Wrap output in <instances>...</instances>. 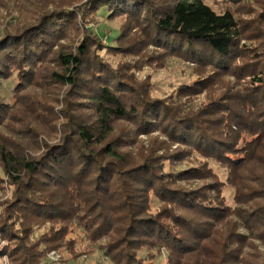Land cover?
Returning a JSON list of instances; mask_svg holds the SVG:
<instances>
[{
	"label": "trees",
	"instance_id": "16d2710c",
	"mask_svg": "<svg viewBox=\"0 0 264 264\" xmlns=\"http://www.w3.org/2000/svg\"><path fill=\"white\" fill-rule=\"evenodd\" d=\"M80 1L49 0L43 5L41 0H23L26 8H22L17 0H0V11L17 13L14 22L0 32V85L13 72L20 81L34 78L40 65L54 60L58 69L50 77L69 87L72 96L59 141L46 144L37 158L0 148L2 172L9 176L11 189L0 232L10 238L16 229L9 252L14 264H40L36 262L40 260L36 252L39 242L47 251L71 248L67 236L79 230L114 264H146L142 248L147 245L166 247L170 256L176 255L178 264H216L223 262L222 251L225 254L230 249L233 236L238 243L246 237L264 242V208L259 206L242 214L243 220L235 214V227L228 231L219 235L213 231L216 222L233 214L234 205L217 201V180L191 189L179 185L206 177L204 164L194 169L173 164L175 159L182 164L181 157L188 150L156 157L152 151L136 148V156H132L130 147L137 142L111 138L115 123L128 121L136 135L161 130L191 154L232 163L227 167L230 176L233 167L245 163L248 155H234L243 144L237 133L247 128L254 137L264 135L263 106L261 119L256 120L249 118L254 113L242 117L228 108L236 119L230 124L224 114L217 117L215 105H207V110L205 106L193 108L188 102L205 92L217 74H230L241 77V83L252 90L236 92L243 111L247 100L252 101L249 108L264 105V55L256 67L239 66V42L247 26L237 12H216L205 0H88L70 9ZM103 11L117 28L104 42L113 53L139 55L155 64L169 54L179 56L194 65L195 79L179 86L173 100L152 97L148 91L136 93L133 81L116 74L97 53L104 47L103 36L93 26ZM78 24L86 30L71 48L62 41ZM150 46L157 49L144 52ZM196 66L204 71L197 73ZM6 105L0 102V121ZM153 198L158 204L154 211ZM255 198L247 202L251 204ZM10 219L13 224L8 226ZM40 225H47V232L35 237ZM29 238L35 239L29 243ZM205 241L212 247L197 251L195 244L204 250ZM233 243L235 248V239Z\"/></svg>",
	"mask_w": 264,
	"mask_h": 264
},
{
	"label": "rangeland",
	"instance_id": "374dc122",
	"mask_svg": "<svg viewBox=\"0 0 264 264\" xmlns=\"http://www.w3.org/2000/svg\"><path fill=\"white\" fill-rule=\"evenodd\" d=\"M17 1L22 5V8H26L23 5V0L22 3L21 0ZM86 1L88 0L75 3L70 9L75 10L77 5ZM41 2L46 5L49 0H41ZM205 2L216 12H221L224 9L234 10L237 12L240 22L246 24L247 29L243 31V37L239 42L242 45V48L238 49L239 66H250L252 64L253 67H256L258 63H261L260 56L264 55V0H244L242 3H238L237 0H205ZM105 15L103 11V14L98 16V23L93 26L103 36L101 43L104 47L98 49L97 53L104 58L108 66L112 67L116 74L119 73L127 80L133 81L136 93L148 91L152 97L173 100L177 98V88L179 86L189 84L195 79L194 71L196 69H194V65L179 56L169 54L167 58L158 60V64H155L146 62L142 57L138 58L139 55H125L124 52L113 53L106 47L104 42L116 34L117 28L115 23L105 18ZM15 16H17L15 11L12 12L10 10L9 14H6L3 10L0 11V32H2L3 28H6L5 25L14 22ZM87 27L89 28V26ZM84 30H86L85 25L78 24V29H74V32L70 33L62 42L74 48L84 35ZM144 49V52L153 53V50L157 48L150 46ZM256 52L258 55H254ZM196 67L198 69L197 73L204 71L199 66ZM57 69V62L49 60L36 69L34 78L20 81L18 74L13 72L10 79L2 81L0 85V102L3 101L9 105H6L4 111L6 113L0 121V148L3 146V148L10 149L13 152L17 150L19 154L22 155L23 153L28 158H37L44 152L46 144L52 145L59 141V136L62 132L60 127L64 122V118L68 115L67 107L72 108L68 104L69 100H72V96L68 94L69 87L55 83L51 79V72ZM212 82L205 92L189 98L190 101L188 102L193 108L205 106L208 110L207 105L211 107L215 105L217 117H221L220 114H224L230 124L236 121L235 115L231 116L229 114L228 108L230 107L240 113L242 117H249L250 113H254L253 117H249L250 119H261L264 105L258 104L256 108L252 105L249 108L248 105L252 101L247 100L244 105V111L242 110L243 108L239 107L240 101L237 99L236 92L246 94L252 91L250 86H247V83H241V77L230 74H217L212 78ZM17 91L19 93L15 95ZM131 126L128 121H117L113 132L114 135L111 138L114 140L118 139L119 142L124 139L127 140L126 142L131 140V143L137 142L130 147L132 156H136L133 154L136 148L147 153L152 151L156 157L170 156L184 148L188 151H185L182 157L180 156L182 158L180 163L182 164L179 165V162L175 163L178 159H175L173 164L178 165L177 168H185L192 165V169L204 164L206 177L205 179H195L187 183L183 181L184 184L179 185L191 189L217 180V185L214 188L218 190V187H220L221 190H218L216 195L215 193L213 194L216 198L219 197L217 201L220 200L221 202L234 205L231 216L221 223L216 222L217 225L213 224L214 227L212 229L213 231L216 230L217 235L228 231L231 227H235L233 225L235 214L240 217V220H243L244 216L242 214L247 215L249 210H252V207L259 206L264 208V135L262 137H254V134L250 133L247 128L238 131L236 138H239V142L243 144L234 155L241 153L243 156L248 155V157L245 163L232 168L234 171L232 170L230 176V170L227 167H232V163L228 164L222 160L195 152L191 154L190 149L169 140L161 130L136 135L131 131ZM223 126H226V124L221 125L220 130L223 129ZM218 136H221V134ZM132 156L130 158L134 160L135 158ZM244 164L245 166H243ZM210 172H213L214 177H212ZM209 175L210 177H208ZM247 176H250L249 181L246 179ZM8 183L9 176L2 172L0 163V228L5 219V205L11 198V189ZM237 195L238 199H236ZM240 196H242V199H240ZM252 197L256 198L251 205L247 200ZM157 205V199L153 198L151 209L153 211L156 210ZM6 224L11 226L13 222L10 219L6 221ZM54 227H57V225H54ZM47 229V225L38 226L34 236L45 234ZM12 230L11 237L16 233V229L13 228ZM240 232L244 233L246 231L240 229ZM18 234L21 235V232ZM23 234L22 232V236ZM10 238L0 232V264H14L13 258L9 254L10 246L13 245L14 241L11 243ZM33 239L29 238V243L33 242ZM67 239L70 240L68 244H72V246H69L71 248L61 246L48 251L45 245L39 242L36 246V250H38L36 252H38L40 260H36V262L40 264H114L96 244L85 240L81 230L68 234ZM234 239L236 241L235 248ZM210 246L206 243V247L203 250L201 244H195L197 251H208ZM229 248L225 254L222 251L223 262L218 261L219 263L216 264H234V259L242 264H264V242L261 240L246 237L238 243L237 237L233 236L232 245ZM142 252L144 255L142 261L146 262V264H178L179 262L176 255L172 254L170 256L166 247L163 246H158L155 249L151 245H147L142 248ZM211 252H214V250L212 249ZM133 253L136 254L135 251ZM32 264H34L33 261Z\"/></svg>",
	"mask_w": 264,
	"mask_h": 264
}]
</instances>
